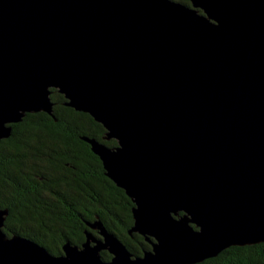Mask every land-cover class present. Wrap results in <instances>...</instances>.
<instances>
[{
  "label": "water",
  "instance_id": "water-1",
  "mask_svg": "<svg viewBox=\"0 0 264 264\" xmlns=\"http://www.w3.org/2000/svg\"><path fill=\"white\" fill-rule=\"evenodd\" d=\"M188 2L0 0V140L63 95L115 140L84 138L151 246L134 256L97 220L53 255L0 209V264H196L264 242V0Z\"/></svg>",
  "mask_w": 264,
  "mask_h": 264
},
{
  "label": "trees",
  "instance_id": "trees-1",
  "mask_svg": "<svg viewBox=\"0 0 264 264\" xmlns=\"http://www.w3.org/2000/svg\"><path fill=\"white\" fill-rule=\"evenodd\" d=\"M50 97L53 115L29 113L11 124L9 136L0 140V209L8 211L3 231L59 255L65 241L80 246L85 232L99 237L98 230H89L99 220L134 256L141 255L151 246L143 236L128 234L133 204L106 177L100 158L84 138L109 146L115 140H104V127L89 114L66 106L63 95L52 90ZM88 193H95V200H84ZM110 257L101 251L103 260ZM196 264H264V242L230 246Z\"/></svg>",
  "mask_w": 264,
  "mask_h": 264
},
{
  "label": "flooded vegetation",
  "instance_id": "flooded-vegetation-1",
  "mask_svg": "<svg viewBox=\"0 0 264 264\" xmlns=\"http://www.w3.org/2000/svg\"><path fill=\"white\" fill-rule=\"evenodd\" d=\"M64 99H65V98H64ZM37 113H38V112H37ZM43 113H45V112H43ZM27 114H29V113H27ZM27 114H26V115H27ZM46 114H47V113H46ZM26 115H25V116H26ZM25 116H24V117H25ZM24 117H23V118H24ZM23 118H22V120H23ZM22 120H21V121H22ZM18 123H19V122H18ZM15 124H16V123H15ZM86 142H87V141H86ZM87 143H88V142H87ZM88 144H89V143H88ZM106 145H107V144H106ZM107 146H109V145H107ZM89 147L91 148L90 144H89ZM110 147H111V146H110ZM4 180H5L6 182H8L9 185H12L11 179L7 178V179H4ZM79 189H80V188H78L77 190H79ZM78 194H81V195L83 196V195L85 194V192H84V193H78ZM94 195H95V193H88V195L86 196V198H84V200H86V201H88V202H89V201H92V199L95 200V196H94ZM89 230H94V229L91 228V226H90V227H89ZM89 233H90V232H89ZM93 236H94V235H93ZM94 237H98V236L96 235V236H94Z\"/></svg>",
  "mask_w": 264,
  "mask_h": 264
}]
</instances>
